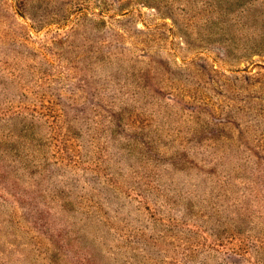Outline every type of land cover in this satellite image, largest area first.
I'll return each mask as SVG.
<instances>
[{
    "label": "rangeland",
    "instance_id": "obj_1",
    "mask_svg": "<svg viewBox=\"0 0 264 264\" xmlns=\"http://www.w3.org/2000/svg\"><path fill=\"white\" fill-rule=\"evenodd\" d=\"M17 1L0 264H264V0Z\"/></svg>",
    "mask_w": 264,
    "mask_h": 264
},
{
    "label": "trees",
    "instance_id": "obj_2",
    "mask_svg": "<svg viewBox=\"0 0 264 264\" xmlns=\"http://www.w3.org/2000/svg\"><path fill=\"white\" fill-rule=\"evenodd\" d=\"M13 2L15 3V7H14V11L20 16V17H27V19H29L30 20V22H31V29L32 30H34V31H37V28H39V26H36V23L38 24H43V25H47V24H49V23H47V24H44L43 22L44 21H37L35 18H31V15H29V14H27V9L25 10V7H24V4L23 5H21L20 3H19V1H17V0H13ZM23 3V2H22ZM76 9H78V6L76 7ZM82 10H84V11H89L90 9H88V8H85V9H82ZM26 12V13H25ZM65 12V11H64ZM64 20V19H63Z\"/></svg>",
    "mask_w": 264,
    "mask_h": 264
}]
</instances>
